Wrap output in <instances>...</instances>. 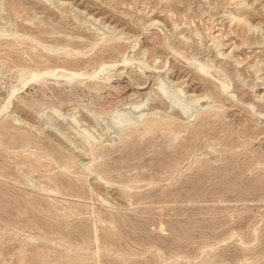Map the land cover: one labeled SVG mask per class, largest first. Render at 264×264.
<instances>
[{
  "label": "rangeland",
  "instance_id": "1",
  "mask_svg": "<svg viewBox=\"0 0 264 264\" xmlns=\"http://www.w3.org/2000/svg\"><path fill=\"white\" fill-rule=\"evenodd\" d=\"M242 1L0 0V264H264V0Z\"/></svg>",
  "mask_w": 264,
  "mask_h": 264
},
{
  "label": "bare ground",
  "instance_id": "2",
  "mask_svg": "<svg viewBox=\"0 0 264 264\" xmlns=\"http://www.w3.org/2000/svg\"><path fill=\"white\" fill-rule=\"evenodd\" d=\"M177 1H180V2H184V1H187V0H177ZM239 2V4H240V7H241V9H243V8H245L246 6H245V4H244V1H242V0H238ZM62 4V3H61ZM236 23L237 24H240V25H242V26H244V27H249V22H247V20H245V18H243L242 16H238L237 18H236ZM251 26V25H250ZM255 26V25H254ZM124 63H128V61H124ZM102 67V66H101ZM203 67H205V66H203ZM203 67H200V68H203ZM110 68V67H109ZM205 69H206V67H205ZM56 70L58 71V69H53V70H50V69H45V70H43V71H34V72H32L27 78H23L22 79V81H21V85H23V87H25V86H27L30 82H38V80H40V79H44L43 77H45V75H52V77H54L55 75H53V73L55 74V72H56ZM104 70H106V69H103V68H100L99 69V73L100 72H103ZM60 72V71H59ZM61 72H63V71H61ZM65 73V72H64ZM81 73V72H80ZM79 72L78 73H75V72H67L65 75H64V77H65V79H66V82H70V81H72V79L74 78V79H76L75 77H77L78 75H81ZM99 73L97 74V76L99 75ZM63 75V74H62ZM93 75V74H92ZM102 75V74H101ZM27 76V75H26ZM94 76H96V74L94 75ZM49 77V76H48ZM51 77V78H52ZM46 78V77H45ZM91 78V77H90ZM94 78V77H93ZM95 79V78H94ZM18 80H20V79H18ZM85 80V79H84ZM222 84V83H221ZM138 87V86H137ZM10 89V88H9ZM15 89V88H14ZM14 89L12 90V95H13V92H14ZM11 90V89H10ZM16 91V90H15ZM163 90L162 89H160V92H162ZM15 94V93H14ZM196 100V99H195ZM197 101V100H196ZM8 104V103H7ZM140 107H137V108H135L136 109V111L139 109ZM6 108L4 107V110H5ZM177 111L179 112V113H183V112H186V110L182 107V108H178L177 109ZM257 116H260V117H262V116H264V114H258ZM107 126H108V128L110 129V130H113L114 131V133L115 134H120L121 132H123V131H125V130H127L129 127H128V124L129 123H127V121H122L121 123H117V122H115V121H113V120H108L107 121ZM150 127V126H149ZM121 135V134H120ZM226 166V165H225ZM228 166H229V164H228ZM227 168V167H226ZM224 169V168H223ZM231 169V168H230ZM229 170V169H228ZM89 173H92V172H89ZM226 173V172H225ZM224 174V173H223ZM215 175V174H214ZM227 178V177H226ZM229 178V177H228ZM231 178V177H230ZM214 179V178H213ZM212 180V179H211ZM227 180V179H226ZM230 180V179H229ZM238 180V179H237ZM240 180V179H239ZM235 181V180H234ZM227 182V181H226ZM213 184V183H212ZM214 186V185H213ZM226 186H228V185H226ZM225 186V187H226ZM108 187V185H107V182H105V184L102 186V188L104 189V188H107ZM217 187V186H216ZM223 190V189H222ZM236 192H239V191H236ZM241 192V191H240ZM214 194V193H213ZM238 194V193H237ZM240 195V194H239ZM228 196V195H227Z\"/></svg>",
  "mask_w": 264,
  "mask_h": 264
}]
</instances>
